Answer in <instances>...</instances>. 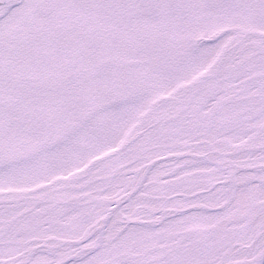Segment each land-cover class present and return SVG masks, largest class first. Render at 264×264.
Segmentation results:
<instances>
[{"label":"snow or ice","instance_id":"1","mask_svg":"<svg viewBox=\"0 0 264 264\" xmlns=\"http://www.w3.org/2000/svg\"><path fill=\"white\" fill-rule=\"evenodd\" d=\"M0 264H264V0H0Z\"/></svg>","mask_w":264,"mask_h":264}]
</instances>
